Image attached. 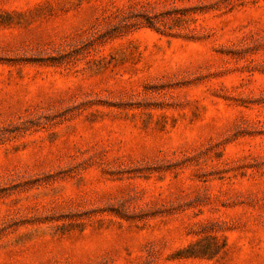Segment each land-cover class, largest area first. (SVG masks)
Wrapping results in <instances>:
<instances>
[{"label": "rangeland", "instance_id": "1", "mask_svg": "<svg viewBox=\"0 0 264 264\" xmlns=\"http://www.w3.org/2000/svg\"><path fill=\"white\" fill-rule=\"evenodd\" d=\"M0 264H264V0H0Z\"/></svg>", "mask_w": 264, "mask_h": 264}, {"label": "trees", "instance_id": "2", "mask_svg": "<svg viewBox=\"0 0 264 264\" xmlns=\"http://www.w3.org/2000/svg\"><path fill=\"white\" fill-rule=\"evenodd\" d=\"M200 252H201L200 250H197L194 247H191V248L186 250V253H187L188 256H196V255H199Z\"/></svg>", "mask_w": 264, "mask_h": 264}]
</instances>
